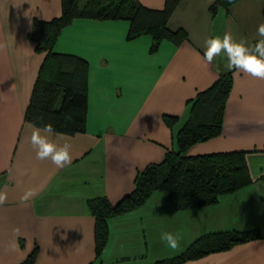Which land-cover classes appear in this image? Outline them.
<instances>
[{
	"label": "crops",
	"instance_id": "obj_1",
	"mask_svg": "<svg viewBox=\"0 0 264 264\" xmlns=\"http://www.w3.org/2000/svg\"><path fill=\"white\" fill-rule=\"evenodd\" d=\"M137 1L151 10L165 3ZM214 1L180 0L167 27L184 31L187 41L175 46L163 40L156 52L149 35L127 39L125 20L75 19L62 29L53 52L88 65L87 116L83 133L65 135L72 162L58 169L36 158L25 112L45 57L29 34L35 20L61 16V0H0V191L7 193L0 206V264H22L36 247L34 264H154L202 236L247 231L261 237L184 264H264V80L230 70L223 53L211 64L204 58L208 38L230 32L249 44L260 39L264 0H240L212 15ZM225 72L232 74V88L222 132L187 156L244 152L252 184L215 205L185 211L156 192L108 220L97 257L88 200L103 197L116 205L131 194L137 174L175 148L188 101ZM164 116L179 118L173 130ZM29 188L38 194L21 203ZM165 233L177 239L176 249L162 239Z\"/></svg>",
	"mask_w": 264,
	"mask_h": 264
},
{
	"label": "trees",
	"instance_id": "obj_2",
	"mask_svg": "<svg viewBox=\"0 0 264 264\" xmlns=\"http://www.w3.org/2000/svg\"><path fill=\"white\" fill-rule=\"evenodd\" d=\"M80 1L61 0V16L50 21L35 20L29 34L36 51L45 57L25 112V122L41 128L51 123L57 132L67 136L85 131L88 65L76 56L53 52L64 27L75 19L125 20L130 23L127 39L149 35L151 52H156L163 40L175 46L187 41L184 31L172 32L167 27L180 0H165L162 10L145 8L137 0H85L82 6ZM238 1L215 0L209 12L216 15L219 10L227 11ZM231 88V72L220 73L209 88L188 101L187 117L176 130L175 148L166 153L160 164L149 165L137 174L131 194L116 205L103 197L88 200L87 206L95 219L97 257L107 242L108 220L139 208L156 192L176 210L185 211L215 205L223 196L252 184L244 152L187 156L196 144L221 134ZM163 120L173 130L179 118L164 116ZM260 237L257 231L208 234L179 255L154 264H184ZM36 254L37 247L22 264H34Z\"/></svg>",
	"mask_w": 264,
	"mask_h": 264
},
{
	"label": "clouds",
	"instance_id": "obj_3",
	"mask_svg": "<svg viewBox=\"0 0 264 264\" xmlns=\"http://www.w3.org/2000/svg\"><path fill=\"white\" fill-rule=\"evenodd\" d=\"M257 35L260 37L255 43L249 44L246 40H235L230 32L223 37H211L205 41L204 58L211 64L222 53L228 60V68L236 72L245 73L253 78L264 80V23L257 27ZM3 45H0L2 48ZM32 128L30 143L36 151L38 160H50L56 168H63L72 162L69 139L56 131L51 123ZM63 141V143H61ZM38 194L36 188L27 189L20 197L21 203H27ZM7 202V193L0 191V206ZM18 231V230H17ZM172 249L178 247L177 239L171 233L162 236Z\"/></svg>",
	"mask_w": 264,
	"mask_h": 264
},
{
	"label": "rangeland",
	"instance_id": "obj_4",
	"mask_svg": "<svg viewBox=\"0 0 264 264\" xmlns=\"http://www.w3.org/2000/svg\"><path fill=\"white\" fill-rule=\"evenodd\" d=\"M85 0H81L80 1V6H82L84 4Z\"/></svg>",
	"mask_w": 264,
	"mask_h": 264
}]
</instances>
